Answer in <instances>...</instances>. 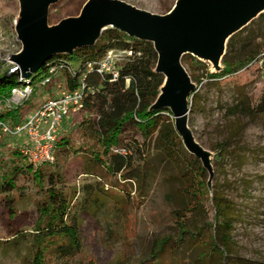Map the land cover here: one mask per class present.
<instances>
[{
    "label": "rangeland",
    "instance_id": "1",
    "mask_svg": "<svg viewBox=\"0 0 264 264\" xmlns=\"http://www.w3.org/2000/svg\"><path fill=\"white\" fill-rule=\"evenodd\" d=\"M90 1L60 0L51 5L48 26L79 18ZM119 1L164 15L178 0ZM21 13V0H0V74L9 71L15 65L14 57L24 50L16 23ZM254 26V33L264 32V21ZM205 61L213 72L222 68V60L219 65ZM183 65L195 86L189 98L188 128L210 163L209 188L213 191L217 182V189L236 208L229 251L223 257L209 243L208 230L215 213L212 203L207 202L201 210H189L191 204L183 191L180 166L165 156L155 140L144 152L145 164H136L134 173H139V180L114 177L94 165L95 137L83 131L80 123L86 113L77 111L61 127L63 136L71 137L70 148H57L53 163L42 164L41 168L48 176L52 174L73 201L83 198L81 188L86 183L92 184L98 197L91 196L88 209L80 212V253L55 264H264V116L251 117L237 111L239 103L252 106L260 95L264 87L262 62L243 69L239 83L233 77L205 78L198 83L193 76L201 79L202 74H194ZM62 87L64 78L60 74L48 86H37L30 93L27 87H19L9 101L0 103V110L22 104L24 121L44 100L57 96ZM5 122L12 129L22 123ZM135 140L140 136L127 132L123 143ZM226 140L221 159H215L220 142ZM32 147L28 134H9L0 129V183L15 167L30 163L28 151ZM16 150L22 154L15 155ZM88 169L92 175L86 173ZM48 183L46 180L45 185ZM17 184L10 195L0 193V264H31L33 259L32 235L40 215L37 203L43 193L33 175L19 177ZM8 199L13 200L14 213L9 211ZM180 219L186 221L185 232L180 228ZM19 230L29 240L16 246L13 238Z\"/></svg>",
    "mask_w": 264,
    "mask_h": 264
},
{
    "label": "trees",
    "instance_id": "2",
    "mask_svg": "<svg viewBox=\"0 0 264 264\" xmlns=\"http://www.w3.org/2000/svg\"><path fill=\"white\" fill-rule=\"evenodd\" d=\"M262 21L264 12L229 39L219 71H211L207 61L191 53L182 57V63L194 74H202L201 79L193 76L198 83L205 78L212 80L227 77H233L239 83L241 71L256 61L262 62L264 71V32L258 35L253 28L256 22ZM112 50L131 52L125 54L117 63V77L111 73L101 74L97 70L88 69L89 62L102 59ZM158 58L153 42L131 35L120 28L110 27L103 31L94 45L78 47L72 53L55 54L28 78H22L17 72L6 71L0 74V103L9 101L19 87L31 86L34 90L41 86V81L53 66L59 68V74L64 78V88L68 91L80 88L81 79L85 78V106L81 112L86 115L82 116L80 125L85 133L94 134V165L105 168L114 177L139 180V173H134L136 164H145L144 152L151 141L155 140L165 156L180 166L179 176L184 184L183 191L191 204H188L189 210H201L207 202L212 203L215 213L209 226L208 239L213 249L217 248L219 254L225 257L232 242L236 221L235 205L217 189V182L213 184L214 190H210V171L201 158L186 148L176 128V118L171 108L154 107L164 82V75L156 70ZM70 65L75 67L74 74L68 70ZM195 98L196 95L193 100ZM237 111L251 117L264 116V87L252 106L244 105L242 101L237 105ZM24 116L25 106L22 104L17 107L5 106L0 110V120L10 121L14 125L22 122ZM127 132L138 134L140 140L124 144ZM70 141V136H63L61 133L57 148L69 149ZM227 144V140L220 142L215 159H221V152ZM14 154L19 156L22 153L16 150ZM41 167L42 165L35 166L31 162L15 167L4 176L0 183V193L10 195L18 188L19 177L33 175L43 198L37 203L40 215L32 235L31 264H55L58 261H68L80 253V212L88 209L91 196H98L92 184L86 183L81 188L83 198L73 201L57 184L52 174L48 176ZM86 173L93 174L91 169ZM215 174L216 172L214 181ZM46 180L49 182L47 186ZM8 202L10 213H14L13 200L8 199ZM179 222L182 232H185L186 221L180 219ZM28 240V235L19 230L13 238V244L17 246Z\"/></svg>",
    "mask_w": 264,
    "mask_h": 264
},
{
    "label": "water",
    "instance_id": "3",
    "mask_svg": "<svg viewBox=\"0 0 264 264\" xmlns=\"http://www.w3.org/2000/svg\"><path fill=\"white\" fill-rule=\"evenodd\" d=\"M58 1L21 0L22 13L16 23L25 46L8 72L17 71L28 78L55 54L94 45L110 27L151 41L159 55L156 70L164 75L154 107L171 108L186 148L210 170V163L188 128L189 98L195 86L182 57L191 53L217 63L227 37L222 60L229 39L264 12V0H178L164 15L119 0H92L79 18L49 27L51 5Z\"/></svg>",
    "mask_w": 264,
    "mask_h": 264
},
{
    "label": "built area",
    "instance_id": "4",
    "mask_svg": "<svg viewBox=\"0 0 264 264\" xmlns=\"http://www.w3.org/2000/svg\"><path fill=\"white\" fill-rule=\"evenodd\" d=\"M127 53L131 54V52L127 51L112 50L102 59L89 62L88 69L97 70L101 74L111 73L113 76L117 77V63L120 62ZM74 68L75 67L72 65L68 66V70L72 74L75 73ZM59 73V68L53 66L41 81V85L47 86ZM86 85V79L83 78L81 79L80 88L76 90L68 91L66 88L62 87L57 96H52L44 100L37 110L28 115V117L15 127V129H12L9 124L3 120H0V129L9 134L26 133L31 136L33 147L28 151V158L35 166L53 163L64 120L72 112L81 111L85 106L84 91ZM26 87L29 89V93L34 91L31 86ZM18 91L19 88L14 91V94ZM22 94V97L26 95L25 92H22Z\"/></svg>",
    "mask_w": 264,
    "mask_h": 264
},
{
    "label": "bare ground",
    "instance_id": "5",
    "mask_svg": "<svg viewBox=\"0 0 264 264\" xmlns=\"http://www.w3.org/2000/svg\"><path fill=\"white\" fill-rule=\"evenodd\" d=\"M226 41H227V37H226V39L224 40L223 49H222V51H221L220 58H219L218 62H217V63H214L213 61H212V62L210 61L213 65H219V64H220V62H221V57H222V54H223V52H224L225 42H226Z\"/></svg>",
    "mask_w": 264,
    "mask_h": 264
}]
</instances>
